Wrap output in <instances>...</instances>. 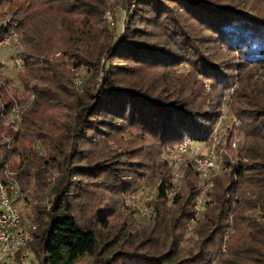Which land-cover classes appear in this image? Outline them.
Returning <instances> with one entry per match:
<instances>
[{
	"label": "trees",
	"instance_id": "16d2710c",
	"mask_svg": "<svg viewBox=\"0 0 264 264\" xmlns=\"http://www.w3.org/2000/svg\"><path fill=\"white\" fill-rule=\"evenodd\" d=\"M56 1L61 0L35 3L36 11L29 10L30 1L10 0L7 5L22 44L23 69L17 76L23 89L17 95L15 81L1 71L4 63L0 60V179L18 183L25 199L33 195L32 183L48 189L43 200L33 204V236L15 250L14 257L21 260L31 250L39 264L80 260L82 264H127L125 256L135 257L139 264H210L223 254L224 232L233 218L232 232L225 241L230 252L223 264H264V218L259 217L264 216V14L240 0H126L131 10L124 14L122 29L101 27V31L108 30L104 36L94 29L91 18L84 17L89 8L82 0L68 3L64 12L69 16L59 17L56 11L52 18L57 21H47L45 17L51 15L38 4ZM183 14L210 31V40L237 59L230 64L218 59L206 46L205 34L197 35ZM45 22L52 27L58 22L61 37L46 40L40 27ZM147 24L159 27L163 36L145 29ZM12 28L9 22L0 25V39ZM178 64H188L193 72H174ZM140 66L165 69L161 73L164 80L155 86L134 79L133 72ZM257 68H262V77L253 73ZM85 71L89 75L79 86L75 78ZM200 77L210 83L209 90L198 89ZM226 91L231 92V110L239 123L229 124L221 145L229 146L235 127L244 131L246 139L239 148V159L232 161L224 155V172L213 178L208 190L211 199L196 220L194 245L182 250L179 240L193 214L201 180L187 158L181 185L169 199L166 188L173 181L160 153L186 138L209 143ZM16 100L25 104L14 128L4 120ZM45 104L53 108L48 121ZM123 129L152 137V152L144 155L147 160L129 159L130 150L119 148L85 163L71 161L84 148L82 144L96 143ZM34 141L48 148L46 157L38 155ZM49 165L61 172L46 182L44 171ZM76 174L94 176V182L109 194L105 202L98 194L93 197L95 203L83 201L97 221L84 220L77 212L83 184ZM150 184L155 185L150 201L153 212L143 232L149 229L160 234L165 229V243L161 249H139L137 245L126 249L124 244L133 241L119 237L128 222L115 232L108 229V218L116 209L111 192L119 195L117 201L126 217L132 210L124 206V195ZM251 209L256 214L248 213ZM21 218L24 222L22 212ZM232 234L235 238L230 243Z\"/></svg>",
	"mask_w": 264,
	"mask_h": 264
},
{
	"label": "rangeland",
	"instance_id": "374dc122",
	"mask_svg": "<svg viewBox=\"0 0 264 264\" xmlns=\"http://www.w3.org/2000/svg\"><path fill=\"white\" fill-rule=\"evenodd\" d=\"M25 1H30L31 6L29 8V10L31 11H36L35 7V3H39L41 2V0H25ZM73 0H61V1H56L53 2L51 4H38L41 7H44L45 9V14L51 17H45V19L47 21H57L54 20V15L53 13H55L56 11L58 12L59 17L62 15L65 16H69L70 14L65 13V7L68 5L69 2H71ZM75 1V0H74ZM87 2L86 4V8L89 10L87 11L85 15L88 16L89 18H91L92 20V25L94 26L95 30H98L100 33L102 32L101 35H106L107 31H104V29L101 31V27H108L111 29H114L116 31H120L122 29L123 26V17L124 14L126 13V11L131 10L130 7L127 8L125 1L126 0H82ZM242 3H245V5L250 8L251 10L253 9V11H255L256 13H261L264 14V0H240ZM8 2H10V0H0V19H4V18H8V22L11 23L13 25V28L10 29L8 32L11 31H15L17 33V37L19 38L18 32L14 29V26L16 24V21H14L10 15V13L7 11V5ZM50 6H54L55 9L50 10L49 7ZM34 9V10H33ZM183 16L186 18V21L195 29V33L197 35H203L205 34V36L207 38H204V40H208L207 45L208 48L210 49V51L212 53L215 54L216 57H218V59H225V61L228 62V64H230L232 61L237 59V56L232 54H225L228 53L227 50H223L220 49L219 46L215 43H213L210 39H212V33L209 31L207 33L206 29L202 26H199L197 23V21H194L193 19H191L190 16L183 14ZM188 16V17H187ZM75 17V15H74ZM36 18H40V15L37 14ZM40 27L42 29V33L43 35L46 36V40H49V38H59L62 35V29L58 28V22L52 27L50 25V22H45L42 25L40 24ZM145 29H149V31H152L154 33H156L159 37H162V32L159 29V27H156L154 25H149L147 24L146 26H144ZM107 29V28H106ZM44 37V36H43ZM15 51V45L14 42L11 41L7 44H0V60L4 63L3 67L1 68V71L7 75H9L14 81H15V85L18 88L17 91V95L21 96V92H22V85L18 79L17 76V72L20 69H23L22 65L17 66L14 63V58H12V55ZM59 51H56L54 54H58ZM15 54V53H14ZM21 56V54H20ZM112 60H115V58H112ZM120 62V60H119ZM226 64V65H228ZM174 70V72L176 71V73H186V72H193L190 66L188 64H178L175 67L172 68ZM162 70H165L163 68H153V67H137V69L134 71V69H132L131 71H134L133 74V78L137 79V80H146V81H150L153 85L157 86V84L161 83L164 79H163V74ZM76 70H74L75 72ZM262 68H257L254 69L253 73L255 74V76H261L260 73H262ZM173 72V73H174ZM75 74V73H74ZM77 74V72H76ZM126 74V72H125ZM89 75L88 71L83 72V74H79L77 76V78H75V82L76 84H78L79 86L83 83V81L87 78V76ZM127 78L130 75H127ZM131 77V76H130ZM201 80V86L198 88L200 89L201 87H203L205 90H209L211 88L210 83L207 81L206 78L200 77L199 78ZM82 80V81H81ZM196 93L199 90H195ZM231 92L230 91H226L220 100V114L225 115L224 117H222L221 119H219V117L216 120V124L218 131L220 132V138H221V142H222V138L223 135L226 134L227 130H228V126L229 124H238L239 121L236 118V116L233 114L232 110H231ZM16 103H18L20 105V107H24V102L21 100H16ZM49 103V102H48ZM44 106H47V108L45 107L44 112L46 113V117H47V121L49 119V115L50 113L53 112V108L50 107L49 105L45 104ZM220 116V115H219ZM8 117L9 115L5 116V123H8ZM20 123V122H19ZM18 124H14V128L18 127ZM54 133L59 134V130H55ZM108 134V133H107ZM143 135V134H142ZM139 133L136 132V130L130 129H123V130H118L115 131L113 133L110 132L109 135H106L104 137L99 138L100 140L96 143H90V144H82L84 145L83 149H79V151L75 152L74 155L72 156L71 161L73 163L75 162H88V161H92L96 158H98L100 153H103L104 151L106 152V155L109 153H113L116 150H119V148L122 151H128L129 152V159H136V160H142L145 161L147 160L144 155L146 156V154L152 152L151 149V141H152V137H150L149 135H145L142 136ZM232 135H237L238 137V143L236 147H233L231 145V137ZM143 137V138H142ZM230 139L228 140V144L229 146H225L224 144L221 145L220 143V158L222 160V171L219 173V175H222L224 172V155L228 154L230 159L232 161H236L237 159H239L241 156L239 155V148L242 146L243 142L245 141L246 137H245V133L244 131L239 128V127H235L233 128L232 134H231ZM34 145L39 147V154L40 156H44L46 157L48 155V148L44 145H41L40 143L38 144L36 141H34ZM160 157H161V153H160ZM12 158L14 159V161H18V156L17 155H13ZM144 159V160H143ZM41 160V159H40ZM61 170L57 167H52V166H47L45 168L44 171V175L46 176V178L44 179V181H50V180H55L56 177L60 174ZM77 177H79L82 180V184H83V189L81 190L82 192V197L80 198L81 201V205L78 208V213L80 214V217L84 220H88V219H94V221L96 220L95 216H90L91 215V208H88L86 205H84V203H86V201H90L95 203V198L96 195L98 194L99 198H101L100 201H108L109 199V194L108 192H105L103 189V187H100V183L94 182V180L96 179L94 176H88V175H80V174H76ZM102 176V174L100 175V177ZM74 177V175H73ZM182 179V178H181ZM152 181H149V183H151ZM155 185L150 184V185H141L138 188L131 190L129 192H127L124 197H123V204L124 206L128 207L129 209L132 210V213L129 215H126L124 212H122L123 207H121V204L117 201V197H119L118 194H115L113 192H111V197L116 201L115 206L116 209L113 212V214L111 216H109V222H110V226H109V230L110 232H115L117 229H120L119 227L121 226V224L126 221L128 223L124 224L126 225L122 230H121V234L119 239H125L128 238V240H132L133 243L132 244H124V247L126 249H131V247H133L134 245H137L139 247V249H149L150 247H156L161 249L162 244L165 243V238L167 237V231L165 229L162 230V232L159 234L156 231H149V229L146 232H143V227L144 225H147V223L150 222L151 217L146 218V217H142L138 210H137V203H140L139 200L134 199V198H129L132 195L131 194H135L139 191H145L149 188H154ZM33 192V195H29L28 198L29 199H25L24 195L25 194H21L20 198L18 199L17 203L18 206L22 212L23 215V219L24 222L26 221H33L32 219V211H33V204L34 203H40L43 200V197L45 194H47V188L44 190V187L41 185L40 187L36 184L34 185V183L31 184V188H30ZM31 192V193H32ZM95 192H97L96 194H94ZM154 193V192H153ZM152 193V195H153ZM152 197V196H151ZM93 199V200H92ZM211 199V196L209 195V200ZM84 201V203H83ZM97 203V202H96ZM101 204H103V202H101ZM151 204V203H150ZM152 205V204H151ZM93 207V206H92ZM248 213L250 214H256V210L255 209H251L248 211ZM95 215V214H94ZM260 218H264L263 215L259 216ZM97 221V220H96ZM233 218H230L229 220V226L226 228L225 232H224V237H223V242L221 245V251L224 254V258L222 257L221 254L218 255V257H215L212 259L210 264H223L224 259L226 257H228L229 252H230V247L226 245L225 241L227 239V237L229 236V234L232 232V225H233ZM194 227L195 224L192 228L191 231H186V226L183 229L182 232V236L181 239L179 240V244L178 247H180V249L185 250L188 249L190 247H192L194 245V242L196 240V233L194 232ZM126 228V229H125ZM150 228V226H149ZM240 227H238V232H239ZM108 230V231H109ZM127 231H130V234H124V232L127 233ZM237 233V232H236ZM235 233V235H236ZM147 234L149 235V238L147 240H144L145 237L147 236ZM235 235L232 234L231 237V241L230 243H232L233 239L235 238ZM242 241V238L241 240ZM165 246H163L164 248ZM167 247V246H166ZM244 253L247 252V250L243 251ZM24 256H21L25 258L24 261L22 260H17L14 255L11 259V261H8L11 264H39L37 258L35 257V255L33 254V252L31 250H27ZM223 258V260H222ZM127 264H139L138 259L136 261V258H129V256H125L123 258ZM5 260H2V262H4ZM83 260H80L78 262H76L75 264H82Z\"/></svg>",
	"mask_w": 264,
	"mask_h": 264
},
{
	"label": "built area",
	"instance_id": "2783aa9c",
	"mask_svg": "<svg viewBox=\"0 0 264 264\" xmlns=\"http://www.w3.org/2000/svg\"><path fill=\"white\" fill-rule=\"evenodd\" d=\"M8 18L0 19V25H6ZM13 41L15 45L14 63L21 65L20 51L22 44L15 31L7 32L1 39L0 44H7ZM1 108V103H0ZM8 121L18 124L22 118V107L14 103L9 112ZM225 115L220 114L219 119ZM231 145L237 146L238 137L232 135ZM220 132L217 125L213 126L211 141L207 144L195 143L193 140L186 138L168 150L161 152V158L167 163L171 171L173 184L166 188L167 197L170 199L174 192L181 185L183 175V166L187 158H191L193 168L201 180V190L193 200V214L186 222V231H191L198 216L204 211L207 201L209 200L208 190L213 185V178L218 176L222 171V160L220 158ZM154 188L145 191H139L131 194L129 197L139 200L137 210L142 217L149 218L152 215L153 208L150 204ZM22 191L16 182L4 183L0 179V263L2 260L11 261L16 249L26 245L28 240L33 236V229L36 224L33 221L22 222L21 210L18 206V199ZM23 254L22 256H24ZM25 260L24 257L21 259Z\"/></svg>",
	"mask_w": 264,
	"mask_h": 264
}]
</instances>
